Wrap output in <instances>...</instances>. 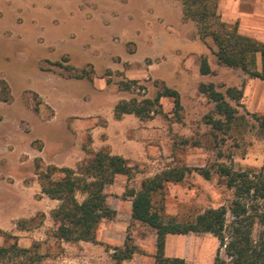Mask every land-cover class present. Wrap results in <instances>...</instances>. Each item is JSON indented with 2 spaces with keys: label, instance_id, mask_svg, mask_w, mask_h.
Instances as JSON below:
<instances>
[{
  "label": "rangeland",
  "instance_id": "obj_1",
  "mask_svg": "<svg viewBox=\"0 0 264 264\" xmlns=\"http://www.w3.org/2000/svg\"><path fill=\"white\" fill-rule=\"evenodd\" d=\"M165 1L155 6V0H0V88L7 85L9 95L8 101L0 99V230L15 235L22 247L36 246L40 264H116L114 255L126 246L132 253L119 264H154L155 232L131 219L129 189L175 164L231 161L234 169L264 171V140L252 129L214 138L205 122L213 103L197 89L200 82L221 91L241 88L240 102H230L245 114L255 112L248 90L259 82L218 64L212 40L199 39L194 22ZM219 2L218 13L230 25L238 27L241 18L246 24L249 14L264 16L252 6L264 0ZM201 58L209 73L199 72ZM64 65L92 68L91 77H73ZM128 81L134 82L123 88L121 82ZM161 84L178 91L179 114L172 99L162 96L152 118H114L117 101L153 99ZM0 95L6 93L0 89ZM100 149L126 155L133 167L132 175L118 174L104 188L113 218L99 223L94 242L53 239L50 211L58 201L40 192L35 159L42 169L76 168ZM231 196L213 170L209 179L192 171L167 183L156 200L165 214L183 220ZM32 217L28 228L16 226ZM5 243L0 234V245ZM164 252L191 264H214L216 256L232 264L210 233L173 234Z\"/></svg>",
  "mask_w": 264,
  "mask_h": 264
},
{
  "label": "trees",
  "instance_id": "obj_2",
  "mask_svg": "<svg viewBox=\"0 0 264 264\" xmlns=\"http://www.w3.org/2000/svg\"><path fill=\"white\" fill-rule=\"evenodd\" d=\"M179 1L182 19L194 22L196 36L201 40L208 37L212 40L215 46L213 54L218 64L239 68L251 78L264 79V43L240 33L236 23L230 25L225 22L218 13V0ZM257 54L260 57V70L256 68ZM54 64L62 66L60 62ZM63 68L76 78H90L92 73V68L75 69L70 65H64ZM199 72H210L205 58L199 61ZM133 82H121V85L129 89ZM0 89L6 93L0 95V99L8 101V86L4 85ZM197 89L213 103L211 112L205 116V122L210 125V133L214 138L218 133L228 137L235 132L242 135V132L252 129L257 138L264 139V113L241 114L230 102L233 100L236 105L240 102L243 96L241 88L227 87L221 91L212 82H200ZM162 96L172 99L173 111L179 114L181 103L178 91L161 84L153 99L131 98L117 101L113 107V116L119 119L124 114H134L141 120L152 118L159 112V98ZM38 162L39 159H35L40 192L58 201V205L50 211L54 227L49 235L58 241L94 242L99 223L113 218L115 214V210L106 201L105 186L111 184L118 174L132 175L133 167L126 158L111 154L106 149L96 151L89 160L76 168L48 165L42 169ZM212 170L217 174L218 182L232 190L228 203L206 208L191 219L180 220L165 214L164 205L161 200H156V195L167 183L180 182L192 171L209 179ZM77 193L82 195L81 200L77 199ZM127 194L131 197V219L155 232L154 264H191L181 257L167 256L164 252L167 235L187 233H210L215 236L218 249L223 248L232 264H264L262 170L234 169L231 161H218L214 165L201 167L175 164L145 177L138 189H129ZM34 220V217L20 219L16 226L25 229ZM0 234L7 241L0 245V264H40L43 255L35 249L36 246L22 247L17 243L15 235L1 230ZM132 249L126 246L118 251L114 255L116 264L129 257ZM224 263V259L215 257L214 264Z\"/></svg>",
  "mask_w": 264,
  "mask_h": 264
},
{
  "label": "crops",
  "instance_id": "obj_3",
  "mask_svg": "<svg viewBox=\"0 0 264 264\" xmlns=\"http://www.w3.org/2000/svg\"><path fill=\"white\" fill-rule=\"evenodd\" d=\"M164 4L168 9H170L172 11H177L178 15L180 14L179 16H181L182 11L180 9V5L178 4L177 0H167L164 2ZM156 5H157V2L155 0V6ZM218 5L220 6V2L218 3ZM252 6H254L253 11L257 10V11L264 12V4H262V5L261 4H257V5L255 4ZM248 18L249 19L246 22V24H248L247 27L244 26V25H246V24H244V18H241V20L238 24V31L239 32L241 31V32H243L242 34L248 35V36L264 43V16L260 17L258 15H254V14L250 15L249 14ZM245 28H247V29H245ZM256 68L258 70H260V57L258 54L256 55ZM254 79L257 80V82H259V83H258V87H254L252 90L251 89L248 90V96L250 98V108L257 113H264V79H259V78H254ZM122 156L125 157L126 155L122 154ZM171 236H173V234H169L166 236L165 250H166L167 245H168V240H169V238H171Z\"/></svg>",
  "mask_w": 264,
  "mask_h": 264
}]
</instances>
